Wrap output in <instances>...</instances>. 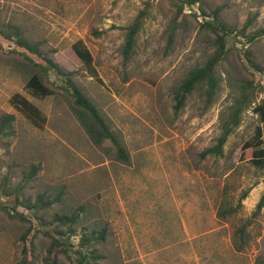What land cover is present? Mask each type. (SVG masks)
Returning <instances> with one entry per match:
<instances>
[{
	"label": "rangeland",
	"instance_id": "obj_1",
	"mask_svg": "<svg viewBox=\"0 0 264 264\" xmlns=\"http://www.w3.org/2000/svg\"><path fill=\"white\" fill-rule=\"evenodd\" d=\"M204 5L207 13L220 9L233 30L232 52L220 67L215 98L210 102L204 88L197 89L176 111V91L214 53L212 34L201 28V5L185 8L175 22L172 0H0V30H19L41 55L0 34V124L13 117L0 135V264L19 263L21 237L31 224L34 264H46L52 240L43 232L56 235L54 217L73 215L76 223L59 229L68 249L59 264H77L81 238L101 232L102 264L264 261V203L257 209L264 202V170L252 161L255 149L244 148L259 126L264 132L255 112L264 104V73L243 57L252 49L264 64V34L254 45L246 38L264 30V0ZM144 9L149 17L126 62L125 29ZM79 41L92 54L97 77L76 56L73 45ZM36 72L54 95L38 98L28 90ZM70 79L119 137L128 163L111 141H91L76 114ZM250 91V106L223 156L203 158L222 135L229 110ZM16 94L40 109L46 118L41 127L12 102ZM244 192L248 197L241 200ZM18 197L52 204L39 213L45 226ZM16 206L28 222L3 210L14 214ZM223 210L235 211L224 220Z\"/></svg>",
	"mask_w": 264,
	"mask_h": 264
},
{
	"label": "trees",
	"instance_id": "obj_2",
	"mask_svg": "<svg viewBox=\"0 0 264 264\" xmlns=\"http://www.w3.org/2000/svg\"><path fill=\"white\" fill-rule=\"evenodd\" d=\"M174 8L176 9V17L175 22L181 17H184L185 8L190 7L192 5L199 4L202 6V18L205 20L201 28L203 31H208L212 34L214 38L213 46L214 53L205 61V63L192 70L185 80L180 85L179 89L176 91L174 99L176 102V111L181 110L186 103V100L189 95H191L197 89H203L205 94L208 97V101H212L213 98L217 95L219 91L220 82L223 80V74L220 72V67L222 63L228 60L231 49L228 48V38L233 34V30L226 24V22L221 17V10H210V12H206L204 7L205 0H172ZM149 17V13L146 9L141 11L134 22L125 29V44L123 46V57L126 62L130 61L138 42L139 35L143 30V27ZM197 18V16H194ZM0 34L8 40L15 39L17 46L27 48L30 52L41 56L38 53L36 47H33L26 41L23 37L22 33L17 29H12L10 32H2L0 30ZM245 35V31L241 33ZM264 34V30L257 32L252 35H248L246 38L249 44H255V42L262 37ZM73 50L76 56L83 62V64L93 72L94 77H97L95 73V69L93 67V56L90 51L85 47L84 43L79 41L73 45ZM243 57L247 60L249 66L253 71H256L260 74L264 73V64L260 63L257 55L252 52V49L245 51ZM53 68H57L50 60H47ZM61 75H64L62 71H60ZM70 85L72 91V97L74 99L75 111L76 114L82 124V126L87 131L91 141L97 145L101 146L106 141H111L116 147L118 151V158L124 163L129 162V155L126 151L125 147L122 145L119 137L111 130L108 123L104 120L98 109L95 105L87 99L82 91L78 89L70 79ZM27 88L31 91V93L38 98H44L48 96H52L55 92L48 87L46 84V80L40 73H34L31 78L27 82ZM254 94L253 91H250L247 95H243L239 101L235 103V105L229 110L227 117L223 123V133L218 138L217 144L205 150L202 154V157L205 158L209 155L213 156H223L224 148L229 140V137L234 133L235 129L240 126L242 120V114L244 113V108L249 107V103L251 96ZM12 102L20 108L21 111L26 114L31 121L36 125L41 127L42 123H45L46 118L40 109L35 106L33 103L28 101L25 97L20 94H16L13 96ZM255 112L260 115L262 123H264V104L256 107ZM13 122V117L9 116L5 118L3 122L0 124V135L4 134V130L9 129L11 127V123ZM263 129L262 127H258L256 129V135L254 137V142L248 143L245 145V149L254 148V156L252 161L254 164L264 170V140H263ZM248 192H244L241 200H245L248 197ZM19 205L24 206V208L28 211V213H33L38 222L41 223L42 226H45V222L43 218L39 215V213L43 210H47L50 208L52 204L50 202H45V200L40 199L35 204H31L27 201L19 202V197L17 198ZM263 201H261L257 209L261 210L263 206ZM18 206L13 208L15 212L12 214L11 212L3 209L9 216L13 218H20L24 222H28L27 218L20 214L17 211ZM233 208V207H232ZM235 210H223L219 213V217L221 219H226V217ZM15 218V217H14ZM78 215H73L71 217L66 216H55L53 219V224H57L56 227V235H53L51 232H43L47 235L51 240V246L49 248V256L46 259V264H59L58 258L59 255L67 254V243L65 239L66 233L59 231L61 226H66L68 224L73 225L76 223ZM30 223V222H29ZM31 224V223H30ZM59 225V226H58ZM32 224L25 234L21 237V242L23 244L22 256L18 264H34V260H36L34 255V243L31 242V245L28 244V238L32 233ZM71 231V230H70ZM245 230L241 229L240 233L244 234ZM72 232H70L71 237ZM60 236V237H58ZM105 242V232H101L99 235H92L91 237L84 235L79 243V251H77V264H102L105 256L101 253L98 245H102ZM94 247V248H93ZM89 250L86 253H83V249ZM82 249V250H80ZM239 250H243V246L239 248ZM259 264H264L263 262H258Z\"/></svg>",
	"mask_w": 264,
	"mask_h": 264
},
{
	"label": "built area",
	"instance_id": "obj_3",
	"mask_svg": "<svg viewBox=\"0 0 264 264\" xmlns=\"http://www.w3.org/2000/svg\"><path fill=\"white\" fill-rule=\"evenodd\" d=\"M186 9H190L189 7H187ZM191 11H189V13H190Z\"/></svg>",
	"mask_w": 264,
	"mask_h": 264
}]
</instances>
